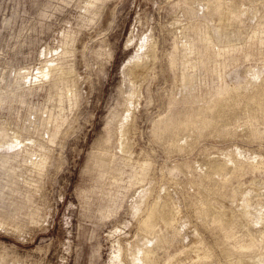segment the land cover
I'll use <instances>...</instances> for the list:
<instances>
[{
  "label": "rangeland",
  "instance_id": "1",
  "mask_svg": "<svg viewBox=\"0 0 264 264\" xmlns=\"http://www.w3.org/2000/svg\"><path fill=\"white\" fill-rule=\"evenodd\" d=\"M136 254L264 264V0H0V264Z\"/></svg>",
  "mask_w": 264,
  "mask_h": 264
},
{
  "label": "bare ground",
  "instance_id": "2",
  "mask_svg": "<svg viewBox=\"0 0 264 264\" xmlns=\"http://www.w3.org/2000/svg\"><path fill=\"white\" fill-rule=\"evenodd\" d=\"M172 63L173 64L176 63V58L175 57H173ZM185 66H187V68H191V67H196L198 65H193V64H190V63L189 64L186 63L184 65V68H185ZM198 67H199V69H201V68L206 69L207 68L206 61L204 60V61L200 62V65ZM220 77H221V79H223V77H224L223 74H220ZM195 81H196V76H195L194 73H187L186 72V73H183L181 75V77H180V79L178 81V88H179L180 94L184 98H186V95H187L188 91L191 88H194ZM229 90H230V88H228L227 86H224V85L220 86L217 89V91L215 93V96H214V99L211 101V103H210V105H209L207 110L213 109V107H214V105L216 103V99H218L219 97L221 98L223 95L227 94L229 92ZM205 112H207V111L205 110ZM202 113H203V111H200L199 113H196L195 115H191L189 120L183 121V122H178L175 119H173V117H167L166 119L161 120L156 125L155 130H154L155 135L157 137L161 138L162 136H164L167 133L178 131L180 128H187V127H190V126H193V125H199V124H201L203 122L201 120H198L199 119L198 116L201 115ZM202 120H204V119H202ZM255 134L259 135L260 132L255 131ZM149 224H150V221H149ZM164 237L166 238L167 236L164 235ZM150 242H153V241H151L149 239H146L144 243H150ZM159 242H160L159 238L155 239V243H159ZM237 246H239V245H237ZM241 247H244V246L240 245V248ZM133 262H134V264H141V262H142L141 254L134 255L133 256Z\"/></svg>",
  "mask_w": 264,
  "mask_h": 264
}]
</instances>
